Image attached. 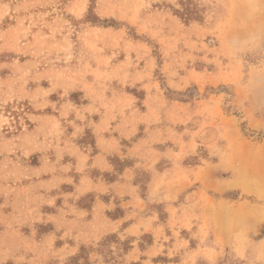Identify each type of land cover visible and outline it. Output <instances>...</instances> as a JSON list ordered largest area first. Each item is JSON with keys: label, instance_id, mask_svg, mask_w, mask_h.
<instances>
[{"label": "rangeland", "instance_id": "1", "mask_svg": "<svg viewBox=\"0 0 264 264\" xmlns=\"http://www.w3.org/2000/svg\"><path fill=\"white\" fill-rule=\"evenodd\" d=\"M0 264H264V0H0Z\"/></svg>", "mask_w": 264, "mask_h": 264}, {"label": "bare ground", "instance_id": "2", "mask_svg": "<svg viewBox=\"0 0 264 264\" xmlns=\"http://www.w3.org/2000/svg\"><path fill=\"white\" fill-rule=\"evenodd\" d=\"M247 187V186H246ZM251 187H253V186H251ZM248 188H249V186H248ZM246 189V188H245Z\"/></svg>", "mask_w": 264, "mask_h": 264}]
</instances>
